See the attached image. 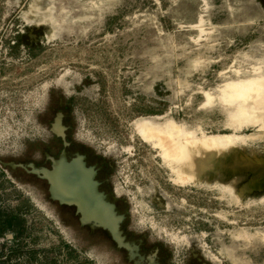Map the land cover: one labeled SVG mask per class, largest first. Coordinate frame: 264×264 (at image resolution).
Returning <instances> with one entry per match:
<instances>
[{"label": "rangeland", "instance_id": "obj_1", "mask_svg": "<svg viewBox=\"0 0 264 264\" xmlns=\"http://www.w3.org/2000/svg\"><path fill=\"white\" fill-rule=\"evenodd\" d=\"M0 264H264V0H0Z\"/></svg>", "mask_w": 264, "mask_h": 264}, {"label": "bare ground", "instance_id": "obj_2", "mask_svg": "<svg viewBox=\"0 0 264 264\" xmlns=\"http://www.w3.org/2000/svg\"><path fill=\"white\" fill-rule=\"evenodd\" d=\"M260 89H258V90L263 91L262 90L263 88L260 87ZM230 90H232V89H230ZM245 92H248V91H245ZM55 169L56 170L54 171V173L51 174V176L53 177L54 180L57 179L54 182V188H57L56 185H57V183H59V187H61V189L63 190V193L62 192L58 193L60 195V197H63V198H66V199H67L68 195L77 197V199H79V201L84 205V207H87V208H90V209H95V207L93 206V202L90 201V200H88V196L91 193L86 188V186H88L87 183H89V182L86 181V179H85L86 178V174H85V171L83 170V167L81 165V161L80 160H75L72 163H67L63 159V160H61V162L57 165V167ZM85 184H87V185L85 186ZM96 199H98V197H95V199H93V200H96ZM102 200H100V201L96 200V201H94V203H97V202L99 203L100 202V203L103 204L104 202ZM104 205L101 206L102 208L104 207L103 208V211H105L104 210L105 209V206ZM81 209L85 213L84 208H81ZM85 215H86V213H85ZM110 222H111V220H110Z\"/></svg>", "mask_w": 264, "mask_h": 264}]
</instances>
